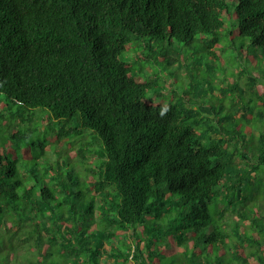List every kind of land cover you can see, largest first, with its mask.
<instances>
[{"label":"trees","instance_id":"trees-1","mask_svg":"<svg viewBox=\"0 0 264 264\" xmlns=\"http://www.w3.org/2000/svg\"><path fill=\"white\" fill-rule=\"evenodd\" d=\"M239 49L264 66V0H0V264H264Z\"/></svg>","mask_w":264,"mask_h":264},{"label":"rangeland","instance_id":"rangeland-1","mask_svg":"<svg viewBox=\"0 0 264 264\" xmlns=\"http://www.w3.org/2000/svg\"><path fill=\"white\" fill-rule=\"evenodd\" d=\"M238 45H242L243 42L242 41H237ZM198 46V48H203L204 47V43L203 42H199V41H195L190 45H185V44H180L179 49H181V51L183 52L184 55H188L189 53L193 54L194 50L196 49V47ZM242 47V46H241ZM243 47H247V45L243 44ZM248 48V47H247ZM242 49V48H241ZM241 49L237 50H227L226 52L222 53V57L217 56V60H216V65L215 68H217V73L220 75V73H224L225 75L229 74V77H233L232 73H233V68L236 67L238 65V62L240 61V57H242V55L244 57H249V60L252 62V68H255L254 66L256 62L259 66L260 69H263V62L261 59H255V61H252L255 57H253V53H256L254 50H251L252 52H241ZM246 50V48L244 49ZM250 50V49H249ZM243 58V57H242ZM236 64V66H235ZM181 65H187L184 62ZM186 71H188L187 67H178V73H177V77L180 76V78L182 80H184V76L186 74ZM205 74V71H204ZM195 83L199 84L200 87H203V83H200V81L198 79L201 80H205V78L203 77H199V76H195ZM186 80V79H185ZM173 82V81H170ZM217 83H222V79L219 78L217 80ZM226 85L228 84V82L225 83ZM217 86V85H216ZM166 89V88H165ZM166 92H169L168 89L166 90ZM211 96V95H209ZM168 97V95H167ZM166 96H162L161 98L163 100H169V98H167Z\"/></svg>","mask_w":264,"mask_h":264}]
</instances>
